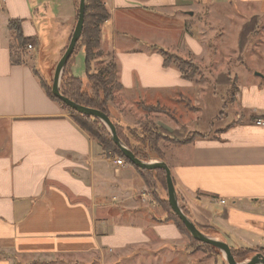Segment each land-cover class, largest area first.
Returning a JSON list of instances; mask_svg holds the SVG:
<instances>
[{
  "label": "crops",
  "instance_id": "1",
  "mask_svg": "<svg viewBox=\"0 0 264 264\" xmlns=\"http://www.w3.org/2000/svg\"><path fill=\"white\" fill-rule=\"evenodd\" d=\"M49 1L59 3L60 15L71 22L69 44L77 1ZM103 2L109 19L101 26L99 51L112 55L123 90H138L139 83L138 95L156 99L176 87L191 89L192 83L174 65L165 66L161 54L137 53L129 42L139 44L153 30L171 32V40L198 59L206 54V39L176 18L191 17L200 4L228 9L229 21L247 18L242 12L251 6L264 13V0ZM31 15L27 0H0V264H199V254L188 250L187 237L167 219L144 177L103 152L46 94L30 62L12 64L9 21H22L24 37L35 38L38 46L37 33L26 21ZM261 75L262 86L251 82L237 91L231 123L215 135L173 147L167 161L178 198L196 227L231 250L260 253L264 127L255 120L264 119V71ZM213 264L226 262L219 256Z\"/></svg>",
  "mask_w": 264,
  "mask_h": 264
},
{
  "label": "rangeland",
  "instance_id": "2",
  "mask_svg": "<svg viewBox=\"0 0 264 264\" xmlns=\"http://www.w3.org/2000/svg\"><path fill=\"white\" fill-rule=\"evenodd\" d=\"M27 1L29 5L33 6V15H31L32 19L26 21L36 31L39 45H36L35 52L24 48L19 55L23 62H30L33 65V69L40 79L52 89L57 64L68 47L67 38L71 30V22H68L64 15H60L62 8L59 3H52L49 0ZM201 6L203 4L194 8L191 17L183 15L176 18L175 23L182 21L189 23V31L206 39V54L203 57L189 58L188 54L184 53L182 48L171 40V32L163 33L153 30L152 33H145L142 36L141 43H128L129 47L136 49L135 52L147 56L160 55L159 51L163 49L171 54H178L183 60H191L198 68V74L191 81V89L183 90L181 87H176L173 92L166 94L167 97L160 98L159 96L156 99L153 97L154 94L150 97L138 95L140 85L137 83L138 90H134L135 92L127 87H124L122 91L115 90L114 102L110 105L111 120L120 127V131L133 145L145 149L138 141L145 142V138H148L150 133H155L162 138L158 147L164 155L163 162L166 164L170 160L168 155L173 147H178L192 139L196 140L201 136L215 135L226 124L234 120L235 113L238 111L235 100L238 90L243 86L248 87L251 82L263 85V81L257 75L262 76L264 71V13L260 12L259 8L251 6L242 12L248 15L247 18L235 19L233 17V20L229 21L225 18L230 13L227 11L228 9L212 8L210 10L204 7L206 5L202 8ZM240 8L242 10V7ZM231 10L235 14L238 13L237 5H232ZM253 17L257 18L256 33L248 37L245 49L243 52H239L240 31L243 25ZM169 22L170 20H168ZM171 22H174L173 18ZM109 27L111 28V26ZM117 37L121 38L120 35ZM117 37L115 36V38ZM129 37L133 39L131 35ZM111 48L112 44L110 43ZM83 52L80 50L74 56L68 71H71L76 77L85 79L86 63ZM113 63L115 61L112 55L102 50L92 61L91 73H101ZM183 70L185 73H190L189 67L185 66ZM247 74L251 77L250 81L246 79ZM221 75L225 76L222 82L227 84L217 82ZM104 77L106 79L108 76L104 74ZM239 77L241 78L240 83ZM112 84L113 86L117 85V82ZM107 131L109 132L108 129ZM149 155L152 159L146 162H159L156 158L157 154L149 152ZM113 157L119 158L118 156ZM145 175L148 182L147 187L157 204L169 213V218H174L168 205L165 204L167 192L164 174L152 171ZM179 203L185 210L183 201L180 202L179 199ZM184 235L188 239V250L199 254V264H213L219 256L223 257L219 250L199 244L192 240L186 232ZM233 252L237 256L238 263H245L255 255V253L250 254L244 249L233 250ZM256 254H263V251L262 253L258 251Z\"/></svg>",
  "mask_w": 264,
  "mask_h": 264
},
{
  "label": "trees",
  "instance_id": "3",
  "mask_svg": "<svg viewBox=\"0 0 264 264\" xmlns=\"http://www.w3.org/2000/svg\"><path fill=\"white\" fill-rule=\"evenodd\" d=\"M77 1V11H76V19L75 22L78 20V10H79V0ZM109 19V13L107 12L103 0H86V10H85V17H84V27L82 31V35L80 40L77 43L76 49L69 59L66 68L63 72L61 85H60V92L61 94L75 102L78 105L89 107L92 109L99 110L106 114L110 118V105L114 102V92L115 90L121 91L123 90V86L118 82V68L115 63L110 64L104 71L98 74L91 73V64L94 60L95 56L100 52L101 46V26ZM257 18L253 17L250 21L243 25L240 35H239V52H243L245 46L248 43V37L257 30ZM9 30L13 33V40L10 46L11 49V62L13 65L22 64L23 61L21 60V55L19 53L24 49L28 48V46L36 47L37 42L35 38H25L22 31V21L20 20H10L9 21ZM72 36V35H71ZM69 38V41L71 39ZM14 44V45H13ZM67 49V48H66ZM64 50V52L66 51ZM83 50L85 54V63H86V78L82 79L79 77L74 76L71 71H68L70 68L74 56L80 51ZM161 56L164 58V65L170 66L174 65L181 73L183 79L188 81H193L198 74L197 66L191 60H183L181 56L171 54L169 51L160 50L159 51ZM192 59V58H191ZM190 68V73L184 72V67ZM35 72V70H34ZM104 74L108 77L105 79ZM35 75L37 73L35 72ZM103 75V76H102ZM224 75L218 77L217 82L219 84H227L226 82H222ZM40 78V77H39ZM40 84L42 88L45 90L46 94L55 102L59 103L65 110H67L73 117L74 121L80 126L82 130L87 132L91 138L96 140L102 147L103 152L109 156H118L122 158L127 164L131 165L134 169H136L145 179V183L148 186V182L145 178V174L150 173L152 171L142 170L137 168L136 166L132 165L123 155L121 150L114 144L112 141V137L107 131L106 127L103 125L101 121L95 119L94 117L82 116L78 114L76 111L72 110L71 108L67 107L63 102L59 99L55 98L52 94V89L50 86L43 82L41 79ZM117 82V85L113 86V82ZM150 108V106H148ZM111 120V118H110ZM111 122L114 124L117 135L120 140L124 143L125 146L141 161H148L151 158L149 152H153L157 154L156 157L158 161H163L164 155L160 152L158 144L161 137H158L155 133H150L148 138H145V142L138 141L139 144L143 145L145 149L139 148L133 145L129 139H127L123 133L120 131V127L117 126L112 120ZM134 137V136H133ZM205 137V136H201ZM194 141V139L183 143L182 145L188 144ZM156 172H162L165 176L163 170H154ZM166 180V176H165ZM166 192H167V184H166ZM168 205L170 211L172 212V216L174 218H169V213L167 212L168 216L167 219L169 221H173L179 230L184 234L186 232L188 236L193 239L188 231L186 230L184 224L178 218L177 215L174 214L172 211L169 203H168V195L167 201L165 202ZM183 212L188 216L187 212L182 208ZM200 231L204 232L203 229L197 227ZM198 242V241H196ZM208 248L213 250H217L216 248L198 242ZM232 251L233 256L237 259L236 254ZM248 253L253 254L257 253L259 250H246Z\"/></svg>",
  "mask_w": 264,
  "mask_h": 264
},
{
  "label": "water",
  "instance_id": "4",
  "mask_svg": "<svg viewBox=\"0 0 264 264\" xmlns=\"http://www.w3.org/2000/svg\"><path fill=\"white\" fill-rule=\"evenodd\" d=\"M86 10V0H79V12H78V20L76 22L75 28L73 30L71 39L69 41L68 47L61 57L60 61L57 64L54 80L52 84V94L55 98L59 99L63 102L67 107L76 111L78 114L82 116L94 117L103 123V125L109 130L110 135L112 137V141L114 144L121 150L124 157L134 166L142 170L154 171V170H163L166 176V184H167V195H168V203L174 212L175 215L181 220L184 224L186 230L190 234V236L198 242L203 244L210 245L217 250H219L223 254V258L226 264H264V255L263 254H255L253 255L247 262L238 263L235 257L232 254V251L229 245L224 241L216 240L202 231H200L196 225L191 221V219L183 212L177 191L173 182V178L171 175V170L168 165L163 162H145L141 161L135 157V155L124 145V143L120 140L117 135L116 128L114 124L111 122L110 118L104 114L103 112L92 109L89 107H84L76 104L75 102L65 98L60 92V85L63 72L66 68V65L73 55L77 43L81 38L83 27H84V17Z\"/></svg>",
  "mask_w": 264,
  "mask_h": 264
},
{
  "label": "built area",
  "instance_id": "5",
  "mask_svg": "<svg viewBox=\"0 0 264 264\" xmlns=\"http://www.w3.org/2000/svg\"><path fill=\"white\" fill-rule=\"evenodd\" d=\"M33 49H34V47L28 46L29 51H33ZM255 125L259 126V127H264V119L255 120ZM111 157H113V156H111ZM114 163L118 166H122V165H124V160L122 158H114ZM222 203H224V201ZM263 255H264V250H263Z\"/></svg>",
  "mask_w": 264,
  "mask_h": 264
}]
</instances>
